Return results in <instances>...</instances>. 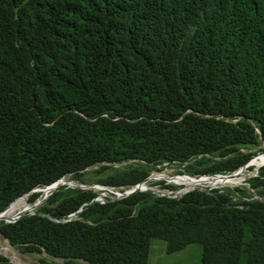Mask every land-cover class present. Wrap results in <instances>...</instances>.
Returning <instances> with one entry per match:
<instances>
[{"label": "trees", "instance_id": "1", "mask_svg": "<svg viewBox=\"0 0 264 264\" xmlns=\"http://www.w3.org/2000/svg\"><path fill=\"white\" fill-rule=\"evenodd\" d=\"M263 147L264 0H0V212L94 165L141 163L102 181L131 186L163 164L229 175ZM248 183L262 196L264 167ZM233 193L137 192L65 223L93 194L55 193L0 236L67 264H147L153 240L264 264V202Z\"/></svg>", "mask_w": 264, "mask_h": 264}, {"label": "rangeland", "instance_id": "2", "mask_svg": "<svg viewBox=\"0 0 264 264\" xmlns=\"http://www.w3.org/2000/svg\"><path fill=\"white\" fill-rule=\"evenodd\" d=\"M255 156L256 158L254 162L256 163H258L259 160L264 159V147H263V151L258 152ZM193 165L194 162L192 161L189 164L175 163V164H163L160 166L149 167L148 169L150 171V175L144 180L145 186L147 187L148 190H150L153 194H155V196L165 195L167 194V192L171 191L174 194V196L172 195L173 197H179V194L183 190H186L184 189L185 188L184 183L191 181V178L188 179L187 177L184 176L193 177V176L209 175V174L194 173L189 168V166H193ZM139 166H141V163L134 161L107 164V165H95L81 172L78 177L73 175H67L63 178V181L66 183L73 182L75 184L76 183L103 184L102 181L106 180L109 176H112L119 172L127 171L131 168H137ZM257 166L259 167L256 169L255 164H252L251 166H247L246 163L243 167L238 169L239 171L237 170L238 172L235 171L236 173L227 176V177H233L235 175L236 177H234L232 181L222 184L218 183L216 185L207 184L201 186L200 189L206 190L208 186V187H212L211 190H219L220 192L230 190L234 192L233 194L235 198H240V199H244V198L249 199V198H253L254 196H259L258 191L251 189L248 183L249 179L257 176L258 170L264 167V160L262 161L261 165H257ZM218 178L219 177L213 179L215 180ZM235 190H242L244 191V194L237 192ZM71 192H76V190L69 188L67 185H62L57 189L55 193L67 194ZM38 195H39L38 193H32V194L28 193L21 197L25 198V200L28 203L27 205H33L35 204ZM51 196H48L43 202H41L38 206H36V208H34L35 210L33 209L31 213L37 214L42 207L47 205V202L51 198ZM260 197H264V194ZM4 222L5 221H0V224ZM0 251H1L0 255L4 257L10 264H67L65 260L53 258L47 255L46 253H44L43 251L23 252L19 250L17 247L10 245L9 242L4 238H2L1 236H0ZM200 256H201V246L198 244H192L185 247L183 250L179 252L173 254H167L165 252L164 242L162 240H153L151 243V254H150L149 262L153 264H197L200 260ZM73 262L74 264H87L82 260H74Z\"/></svg>", "mask_w": 264, "mask_h": 264}, {"label": "built area", "instance_id": "3", "mask_svg": "<svg viewBox=\"0 0 264 264\" xmlns=\"http://www.w3.org/2000/svg\"><path fill=\"white\" fill-rule=\"evenodd\" d=\"M100 165H103V164H100ZM87 169H85V170H87ZM234 173H236V172H233L232 174H234ZM229 175H231V174H229ZM229 175L214 174V175H203V176H193V177L184 176V177L191 178L194 181H198L202 177H205V178H217V177L224 178V177H227ZM64 177L56 180L55 182H53V183H51L49 185L39 186V187H36L33 190H31L30 192H28L29 194H32V193H36L35 192L36 190H47V193H44V194L38 193L39 195L37 196L36 202H35V204L37 203V206L41 202H43L48 196H51L53 193H55L57 191V189L60 186H62V185H67L69 188H71L73 190H76V191L86 192V193L93 194L92 199L89 202L84 203L81 206H79L76 211H74L72 213H69L68 215H66L62 219L55 220L58 223H65V222L72 221V220H81V217H80L81 216V213L87 207H89L91 205H94V204H97V205H105V204H108V203L121 201V200H123V199H125V198H127V197H129V196H131V195H133L135 193H137V192H149V193L153 194L145 186L144 180L141 181V182H139V183H137V184L131 185V186H119V187H116V186H110V185H105V184H100V183H91V184H83V183H76L75 184L73 182L66 183V182L63 181V178ZM49 188H52V189L49 190ZM211 188L212 187H208V186H207L206 190H201L200 187H192V188H187V189L184 188L186 190H183L179 194V197H173L174 194L171 191L167 192V194H165V195H161V196H158V197L171 198V199H179L184 194H186V193H188L190 191H205V192H210V191H212ZM28 193H26V194H28ZM26 194H24V195H26ZM153 195H155V194H153ZM243 200H245V201H259V202H264V197L254 196L253 198H249V199H245L244 198ZM1 213L2 212H0V214ZM35 214L36 213H31V212L28 213V215H35ZM23 216H25V214L19 215L16 218H14L13 220H11L9 222H4V223H6V224L14 223V222H16L17 220H19Z\"/></svg>", "mask_w": 264, "mask_h": 264}, {"label": "bare ground", "instance_id": "4", "mask_svg": "<svg viewBox=\"0 0 264 264\" xmlns=\"http://www.w3.org/2000/svg\"><path fill=\"white\" fill-rule=\"evenodd\" d=\"M263 160L264 159H261V160H259L258 163L254 162V163H251L250 165H247V166H251L252 164H255V168L257 169L259 167L257 165H261ZM234 177H236V176L234 175L233 177H225V178L219 177L218 179H215L216 181L213 178L208 179V178L203 177L198 181H194L193 179H191V181L184 183V185H185L186 189L192 188V187H201V186L207 185V184L208 185H216L218 183L222 184V183L230 182L234 179ZM50 189H52V188H49V190ZM35 192L44 194V193H47V190H36ZM27 204L28 203L25 200V198L18 200L7 211L0 214V221L9 222L19 215L30 213L37 206V203L33 204V205H27Z\"/></svg>", "mask_w": 264, "mask_h": 264}, {"label": "crops", "instance_id": "5", "mask_svg": "<svg viewBox=\"0 0 264 264\" xmlns=\"http://www.w3.org/2000/svg\"><path fill=\"white\" fill-rule=\"evenodd\" d=\"M150 254H151V249H150V253H149V257H148V263H147V264H153V263H150V262H149V259H150Z\"/></svg>", "mask_w": 264, "mask_h": 264}, {"label": "water", "instance_id": "6", "mask_svg": "<svg viewBox=\"0 0 264 264\" xmlns=\"http://www.w3.org/2000/svg\"><path fill=\"white\" fill-rule=\"evenodd\" d=\"M27 214H25V216H26Z\"/></svg>", "mask_w": 264, "mask_h": 264}]
</instances>
